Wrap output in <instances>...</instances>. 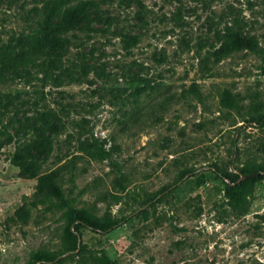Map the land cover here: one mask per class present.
I'll return each instance as SVG.
<instances>
[{
	"label": "rangeland",
	"instance_id": "obj_1",
	"mask_svg": "<svg viewBox=\"0 0 264 264\" xmlns=\"http://www.w3.org/2000/svg\"><path fill=\"white\" fill-rule=\"evenodd\" d=\"M79 4L99 16L59 57L17 58ZM227 27L259 48L216 58ZM0 49V264H264V177L241 173L264 166V0H0ZM45 173L67 204L39 202Z\"/></svg>",
	"mask_w": 264,
	"mask_h": 264
},
{
	"label": "trees",
	"instance_id": "obj_2",
	"mask_svg": "<svg viewBox=\"0 0 264 264\" xmlns=\"http://www.w3.org/2000/svg\"><path fill=\"white\" fill-rule=\"evenodd\" d=\"M86 8H88V6L86 7L85 5L79 4L64 9L51 8L49 11L47 10L42 22H39V35H35L36 39H32L28 44V53H26V50L22 49L21 53H19V57L17 58H27L29 61H31L35 60V55L39 54L59 57L60 55H58L56 46L57 49L60 50L66 49L69 42L67 33L71 30L87 27L91 19H96V17L99 16L98 12H95L94 15H90L88 13V9ZM257 48H259V45L256 39L241 33L239 30L227 27V29L223 33V37L219 46L215 48L213 54L216 56V58H222L235 50H256ZM11 53V50L6 51L0 49V76L2 75L4 68H7L9 66H11V68H14L13 60H11ZM221 101L223 104L229 105L231 107H238L240 102L237 97L228 92L222 94ZM253 107L254 113H252L251 115L252 118H256L257 115L259 118H264V111L262 108L263 105L261 104V101H254ZM98 149L100 151L96 149L95 153H93V156L108 155L107 150H105L104 148L99 147ZM261 170H264V166H261V168L258 169H246L241 173L246 178L256 179L258 177H264V174L261 173ZM237 178L238 176H235L230 179L231 181L236 182L235 187L239 189L243 184L237 182ZM61 191V183L57 180L56 176H54L53 173H45L38 177V181L36 184V193L41 196L38 199L39 202L49 201V203L63 206L64 204H67V202L65 201V199H63ZM53 195L56 196V201H52L51 197ZM36 203L37 202H34V204ZM18 215L21 219H26L27 210L19 212ZM75 220H79L84 225L94 228H104V224L97 223L96 216L92 212L87 210L75 213L72 217L71 223ZM112 222L115 223V221ZM66 231L69 233L72 231L70 229V226L66 228ZM70 247L71 248L68 249H74L76 247L75 240ZM89 257H92V259L95 260L97 264H103L104 262L103 255H89ZM52 258V260H55L54 256ZM83 262H85V258L83 259Z\"/></svg>",
	"mask_w": 264,
	"mask_h": 264
}]
</instances>
